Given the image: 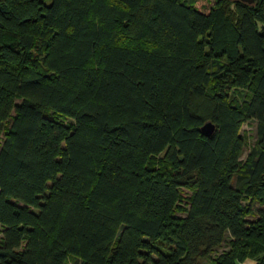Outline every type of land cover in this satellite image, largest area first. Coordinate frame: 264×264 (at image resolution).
<instances>
[{
    "label": "trees",
    "instance_id": "obj_1",
    "mask_svg": "<svg viewBox=\"0 0 264 264\" xmlns=\"http://www.w3.org/2000/svg\"><path fill=\"white\" fill-rule=\"evenodd\" d=\"M0 135V264H264V0H0Z\"/></svg>",
    "mask_w": 264,
    "mask_h": 264
},
{
    "label": "rangeland",
    "instance_id": "obj_2",
    "mask_svg": "<svg viewBox=\"0 0 264 264\" xmlns=\"http://www.w3.org/2000/svg\"><path fill=\"white\" fill-rule=\"evenodd\" d=\"M189 1V0H187ZM249 93L248 90H230L228 91V95L230 98H234L236 99L239 103H241L245 97L247 96V94ZM62 122L65 123H69L71 122L70 119L65 118V117H58ZM239 134L243 137L244 139V149L240 158V164L243 165L247 160H248V155L250 150L252 149V147L255 144L256 141V122L254 120H247L245 121L239 129ZM2 136L0 135V142H1ZM163 156L164 153H160L158 155H156L152 160L155 161L156 163H160L163 160ZM162 163V162H161ZM181 195L183 199H186L188 197V195L191 193V191L187 188V187H182L181 188ZM243 204L247 207L250 206V208L255 212L256 211V206H251L249 205V201L247 199H245L243 201ZM254 216L249 215L248 218L249 219H253ZM1 231H2V227L0 226V240H1ZM227 246V241L218 249L216 250L217 253H220L221 251H223ZM73 258H68L66 264H74L73 262Z\"/></svg>",
    "mask_w": 264,
    "mask_h": 264
},
{
    "label": "water",
    "instance_id": "obj_3",
    "mask_svg": "<svg viewBox=\"0 0 264 264\" xmlns=\"http://www.w3.org/2000/svg\"><path fill=\"white\" fill-rule=\"evenodd\" d=\"M242 1L251 3L253 0H242ZM214 129L215 126L209 121L204 123V125H202V127L200 128L201 132L206 136L211 135L214 132Z\"/></svg>",
    "mask_w": 264,
    "mask_h": 264
},
{
    "label": "crops",
    "instance_id": "obj_4",
    "mask_svg": "<svg viewBox=\"0 0 264 264\" xmlns=\"http://www.w3.org/2000/svg\"><path fill=\"white\" fill-rule=\"evenodd\" d=\"M242 264H255L252 260H246Z\"/></svg>",
    "mask_w": 264,
    "mask_h": 264
}]
</instances>
